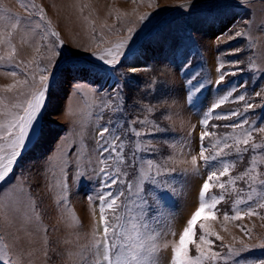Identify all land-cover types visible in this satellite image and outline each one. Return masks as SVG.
Here are the masks:
<instances>
[{"label": "snow or ice", "instance_id": "6c2138e0", "mask_svg": "<svg viewBox=\"0 0 264 264\" xmlns=\"http://www.w3.org/2000/svg\"><path fill=\"white\" fill-rule=\"evenodd\" d=\"M200 2L202 7L198 12L196 0H188L182 7L189 16L197 13V23L209 27L221 26L216 40L219 42L226 37L231 46L222 51L218 50L217 56L228 53L234 57L219 62L215 80L211 77L201 78V69L192 68L191 61L182 53V40H170L163 29L146 34L147 40L162 50H168L172 57L158 69L159 73L167 76L168 72H172L173 75L181 76V99L173 102L182 101L189 111L201 115L200 124L203 130L199 134L195 148L197 154L191 155L190 163L195 169L199 158L204 166L210 169L198 192L199 206L187 221L178 242L171 245L170 257L165 258L163 264H264V256L253 259L242 255L255 247L264 249V243L248 245L240 240V248L228 245L226 252L213 250L214 242L209 237L215 236L216 240H220L221 237L211 232L203 223H199L203 234L199 236L198 242L195 239L198 222L216 220V212L219 211L217 206L225 199L223 195H213L206 199V195L214 188L218 187L225 191L228 185L235 186L237 181H243L250 189L246 199L236 200L237 206L232 207V214L229 211L223 213L225 221L259 215L257 208L264 209V191L259 192L261 199L255 204L252 203L258 194L255 185L259 184L264 189V139L257 142L254 136L257 132L264 133V126H261L264 125L262 83L264 68H258L246 59L251 55L252 30L255 28L258 33L264 34V19L259 25L253 19L254 0H233L232 4H227L224 0ZM230 7L240 8L246 15H229ZM38 18L44 20L43 8L39 10ZM141 20L146 22L144 27H147L150 18L143 16ZM0 21L13 31L22 23L29 25L32 23L31 20L22 21L8 16H0ZM7 35L10 38L11 33ZM51 36L55 37L50 42L53 57H50L46 64L39 66L42 87L32 94L26 106H22L6 125L0 126L4 129L0 132V141L4 142L0 144V189L16 181L17 173L22 170L24 157L44 143L46 101L51 88L57 82L58 75L73 85L86 84L100 99L97 119L103 121L88 137L92 143L89 146L87 166L81 168L79 144L72 145L66 151L64 148L59 149L63 160L60 171L65 178L71 173L72 180L78 185L93 180L102 181L97 183L93 192L86 197L95 205L94 216L95 209L98 208V220L90 249L91 259L82 256L83 264H161L159 256L161 244L164 249L169 247L164 238L170 233L158 229L157 225L165 205L176 193L177 181L187 173V169L178 171L170 164L174 156L170 145L178 141L177 150L182 151L187 144L184 139L171 135L172 125L165 122L169 118V113L158 111L160 105L167 103L164 97L156 96L157 85L161 83L160 78L157 76L150 82L142 97H133L129 102V97L124 91L126 84L121 83L116 77L119 76L126 81L127 77L124 75L126 66L122 61L129 56L142 54L140 49L130 47L133 43L131 34L127 42L109 48L102 54L94 53L91 56L66 48L54 31L51 32ZM191 36L192 33L189 31L188 39H191ZM233 41L236 42L234 45ZM15 54L13 49V55ZM177 62L179 65L175 67ZM225 64L232 65V70L225 71ZM128 70L133 73L138 71L136 67L131 66H128ZM238 73H248V79L224 84L226 77H235ZM7 75L15 77L17 71L10 70ZM21 83L28 81L24 80ZM249 83L252 85L251 88L248 87ZM237 89H241V92L233 97V92ZM205 93L211 94V100L207 103L201 100ZM253 96L260 98L261 103L253 102ZM230 98L244 102V111L239 108L231 112L214 111ZM257 107L261 109L259 112L248 114V110ZM105 113H108L106 119ZM230 117L237 119L225 127H230L233 133L236 129L242 131L238 135L225 136L222 145L220 140L214 144L209 141L210 148L204 143L205 138L217 134L208 130L209 120L221 121ZM255 117H258V120ZM188 143H191L190 137ZM226 149L229 151H225ZM55 152L56 149H53L46 154V166ZM232 154L240 161H245V157L250 156V160L245 161L246 171L236 176L230 174L235 161L226 159ZM224 177H227L226 181ZM41 178H44L43 170ZM113 188L116 190L112 191ZM64 189L66 191L68 189L67 182L64 183ZM96 189L101 190L97 192ZM239 205L246 207H238ZM13 223L14 218H10L6 222H0V228L11 226ZM241 231L247 234L246 229ZM191 245H194V254ZM20 247L15 238L11 245L6 243L0 246V264H18L14 256L20 253ZM44 256L46 264H52L53 256L49 254L47 248ZM22 261L21 255L20 264Z\"/></svg>", "mask_w": 264, "mask_h": 264}, {"label": "rangeland", "instance_id": "374dc122", "mask_svg": "<svg viewBox=\"0 0 264 264\" xmlns=\"http://www.w3.org/2000/svg\"><path fill=\"white\" fill-rule=\"evenodd\" d=\"M224 2L232 4L233 0H224ZM186 3L188 0H0V16L32 21L30 25L22 23L14 31L0 21V58H2L0 59V126L6 125L22 106H26L32 94L42 87L39 80V66L46 64L48 59L53 57L50 42L55 37L51 36V32L58 34L66 48L80 51L85 56H91L94 53L99 55L109 48H115L116 45L127 42L130 34L133 37L130 47L134 49L145 34L135 48L141 50L142 54L137 55L143 58L145 67L136 73L129 71L128 60L131 57L129 56L122 61L126 66L124 75L127 80L124 81L119 76L116 79L126 84L124 91L131 102L133 97H142L150 82L159 76L161 83L157 85L156 96L164 97L167 103L160 105L158 111L169 113V118L165 122L172 125L171 135L184 139L187 144L182 151L177 150L178 141L170 145L174 152L170 164L178 171L187 169V173L177 181L176 193L165 205L157 225L158 229L170 233L164 238L169 247L164 249L161 244L159 254L161 264L165 258L170 257L171 245L178 242L179 235L187 226V221L197 210L198 192L210 169L205 167L199 158L195 169L190 163L191 155L197 154L195 148L199 134L203 130L200 124L201 115L189 111L182 101L181 103L173 102L181 99V76L173 75L172 72H168L167 76L159 73L158 69L172 57L168 50H162L147 40L146 34L163 29L170 40H182V53L191 61L192 68L201 69V78L211 77L215 80L219 62L234 58L228 53L217 56L218 50L222 51L231 46L226 37L219 42L216 40L221 26L209 27L197 23V13L194 12L189 16L184 11L182 6ZM200 7L202 3L197 4V12ZM41 8L44 9L43 21L38 18ZM253 12V19L259 25L264 19V0H254ZM228 14L246 15L243 10L236 7H230ZM143 16L150 18L147 27H144L146 22L141 20ZM142 28L143 31H141ZM189 31L192 33L191 39L187 37ZM252 32L251 55L246 59L258 68H264V34L258 33L255 28ZM8 33H11L10 38ZM235 43L233 41L232 45ZM13 49H15V55H13ZM178 65L179 62L175 67ZM232 67L225 64L224 70L230 71ZM10 70H16L17 75L15 77L7 75ZM248 75V73H238L235 77L228 76L224 84L229 81L247 80ZM24 80L28 83H21ZM251 86L249 83L248 87L251 88ZM240 92L241 89H237L233 92V97ZM49 95L52 96V101L44 113L43 123L46 131L54 130L58 137L53 147L47 149L42 144L40 148L29 153L27 160L23 161L21 172L17 173L16 181L0 189V222L14 218L11 226L0 228V246L6 243L11 245L15 238L21 246L20 253L14 256L18 264H20L21 255L22 264H46L44 256L46 248L53 256L52 264H83L82 256H88L89 260L91 259L90 249L94 242L97 222V215H93L95 205L86 197L93 192L97 183L102 182L93 180L78 185L72 180L71 173L65 178L60 171L63 160L59 149L64 148L66 151L72 145L79 144L81 168L87 166L89 146L92 143L88 137L94 133L97 125L103 122L97 119L100 99L88 85H73L59 75ZM252 99L257 104L261 103L258 97L253 96ZM201 100L207 103L211 100V94L205 93ZM243 106L244 102L230 98L214 111L231 112L238 108L244 111ZM260 110L257 107L248 110V114L251 115ZM107 115L108 113H105V119ZM236 119L237 117L221 121L210 119L208 130L217 135L206 137L204 143L211 148L209 141L214 144L220 140L222 145L225 136L238 135L241 129H236L233 133L230 127H225ZM255 119L258 120V117ZM3 130L0 127V132ZM254 136L257 142L264 139V133L257 132ZM2 143L4 142L0 141V144ZM53 149H56L55 155L46 166L45 156ZM205 154L208 155V152ZM226 159L235 161L230 174L236 176L246 171L245 161L250 160V156H246L245 161H240L235 154L229 155ZM41 170L44 172L43 179ZM223 179L226 181L227 177ZM65 182L68 183L67 191L64 189ZM255 187L258 189V194L254 197L253 204L261 199L259 192L264 191L259 184ZM100 190L96 189L97 192ZM115 190V188L112 189V191ZM249 191L250 189L243 181H237L235 186L228 185L225 191L218 187L212 189L206 195V199H210L213 195H223L225 199L217 206L219 211L216 212V220L198 222L195 229L196 241L198 242L199 236L203 234L199 227V223H203L211 232L221 237L220 240H216L215 236L209 237L214 242L213 250L226 252L228 245L240 248V240L248 245L264 243V209L257 208L259 215L245 216L240 220L225 221L223 218L225 211L232 214V207L237 206L236 200L246 199ZM190 194H193L192 208L186 216H183L181 207ZM238 207H246V205ZM95 211L98 213V208ZM241 229H246L247 234ZM190 248L194 254V245ZM242 255L253 259L259 258L264 256V249L255 247Z\"/></svg>", "mask_w": 264, "mask_h": 264}, {"label": "bare ground", "instance_id": "6f19581e", "mask_svg": "<svg viewBox=\"0 0 264 264\" xmlns=\"http://www.w3.org/2000/svg\"><path fill=\"white\" fill-rule=\"evenodd\" d=\"M196 2H197V4H200L201 3L200 0H196ZM130 66L131 67H136L138 69V71H139L140 69H142L143 67H145V62H144L143 58L140 55L131 56L130 57ZM51 101H52V96L49 95L48 96V99L46 101V108L48 107V105H50ZM55 133L56 132L54 130H47L46 131V137H45V141L43 143L44 148H47L48 149L49 147H53L54 141L58 137V135H55ZM27 156L28 155H26L24 157V160H27ZM100 182H102V181H100ZM193 194H190L189 195V197L185 201V204L181 207V214L183 216H186L188 214V212L192 208ZM182 208H183V210H182ZM96 215H97V218L96 219L98 220V213H96Z\"/></svg>", "mask_w": 264, "mask_h": 264}]
</instances>
